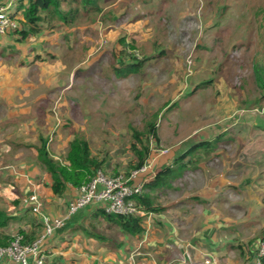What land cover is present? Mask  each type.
Masks as SVG:
<instances>
[{
	"label": "rangeland",
	"instance_id": "rangeland-1",
	"mask_svg": "<svg viewBox=\"0 0 264 264\" xmlns=\"http://www.w3.org/2000/svg\"><path fill=\"white\" fill-rule=\"evenodd\" d=\"M10 1L0 0V6ZM100 6L99 12H85L80 4L73 25L55 21L53 28L35 37L31 46L36 47L26 51L46 57L49 69L66 65L63 77H78L69 101L89 104L80 112L52 101L49 124L46 117L37 118L48 134L50 151L63 160L69 141L83 136L92 154L105 160L102 170L113 176L134 168L135 131L146 133L144 144L149 142L154 170L173 164L202 141L220 138L214 148L198 149L186 159L193 163L183 179L187 176L197 186L190 190L193 194L220 176L236 183L238 192L223 190L225 201L194 210L199 219L216 209L225 212L229 226L221 235L234 244L226 245L235 261L229 264H254L252 251L264 238V0H102ZM63 8L68 10V5ZM10 34H3L5 44L16 57L20 43H31ZM132 54L148 59L120 86L114 66L120 59L131 60ZM72 67L76 70L70 74ZM50 71L55 81V71ZM41 72L34 70V80ZM34 84L36 89L43 86ZM57 94L56 89L53 100ZM94 97L95 105L90 104ZM153 122L159 142H147L148 124ZM2 179V186L10 182ZM186 182L177 186L181 191H160L165 193L162 203L171 193L175 197L186 192ZM205 209L210 212L204 214ZM88 228L114 239L119 235L104 219L91 220Z\"/></svg>",
	"mask_w": 264,
	"mask_h": 264
},
{
	"label": "crops",
	"instance_id": "crops-1",
	"mask_svg": "<svg viewBox=\"0 0 264 264\" xmlns=\"http://www.w3.org/2000/svg\"><path fill=\"white\" fill-rule=\"evenodd\" d=\"M14 10L17 14L16 9ZM18 16L23 18L21 12ZM6 36L0 35V212H2L0 244L9 241L17 232H24L28 241L35 240L44 232V215L54 218L66 213L68 203L78 194V189L69 183L61 196L56 195L52 190V176L40 165L37 158L39 138L40 136L47 138L48 134L40 129L36 121L39 117H46L49 124L52 101H57L56 106L63 105L70 111L84 112L89 105L87 101L80 105V99L77 98H70L69 101L68 97L74 95L77 90L76 85H72L77 82L78 77L74 76L75 83L70 75L63 77L62 71L67 67L66 65L59 63L56 64L59 66L55 69L51 67L49 69L50 64L46 57L35 58L34 54L26 52L28 46L37 41L36 36L28 38L31 44L22 42L18 45L16 57L11 54L9 44H5ZM10 36L12 38L15 35L10 34ZM15 38L19 39L18 36ZM23 47L26 49L22 50ZM31 47L35 48L36 44ZM35 69L44 72L34 80L32 76L35 75ZM50 70L55 71V81L52 80L54 73ZM75 70L76 67H72L70 74ZM128 78H116L115 81H119V85L124 86ZM35 81L43 83V86L36 89ZM56 89L58 99L53 100ZM64 89H67L65 94L61 93ZM68 91L71 93L69 94ZM95 99V97L91 99L90 104L95 105ZM27 100L31 103H26ZM29 152L30 155H34L32 159H28L30 155L26 153ZM53 156L60 159L58 155L53 154ZM150 163L151 172L156 174L159 169L154 170V164ZM181 175L175 180H178L176 184L172 183L170 188L155 192L158 204L165 209L147 215L146 229L142 235L125 234L120 228L110 227L107 223L108 228L118 231V237L114 239L112 235L104 233L102 234L104 239L98 238L97 234L88 228L91 220H103V217L94 218L93 214L98 209V204L93 203L79 211L64 228L44 241L43 264H229L235 262L232 261V256H228L226 250V245L231 241L221 235V230H227L229 226L226 213L216 209L217 213L199 219V214L194 208L205 204L213 205L210 208H214V204H218L220 200L225 201L224 189L227 194L229 191L238 192V186L220 176L210 183H205L202 190L193 194L190 190L198 189L197 186L188 179L189 177L183 179L184 172ZM2 177L10 182L2 186ZM185 181H187L186 192L182 190V193H176L175 197L174 193L170 192V196L167 195L168 202L162 203L165 197L163 192L174 190L177 186H182ZM33 194L37 195L42 204L38 213L33 211L31 204L24 202L25 198ZM209 212V209H205L204 214ZM229 221L234 220L229 219ZM232 245L234 244L230 243L229 248H233ZM257 247L258 243L252 251L253 255L256 254ZM207 259L211 262L207 263ZM0 264L18 263L4 258Z\"/></svg>",
	"mask_w": 264,
	"mask_h": 264
},
{
	"label": "trees",
	"instance_id": "trees-1",
	"mask_svg": "<svg viewBox=\"0 0 264 264\" xmlns=\"http://www.w3.org/2000/svg\"><path fill=\"white\" fill-rule=\"evenodd\" d=\"M18 1V5L12 6V8L10 6V10L13 11L15 18L18 21V27L11 33L17 35L21 41H24L32 36L39 35L46 28H53L52 26L55 21H61L68 25H73L79 15L80 8L78 7L80 4L85 12H99L101 10L100 3L102 0ZM63 4L68 5V10L63 8ZM14 9H16L17 14H15ZM19 12L23 14V18L18 16ZM132 55L131 60L127 61L120 59L117 66H114L113 72L116 77H129L132 74L138 73L143 67L147 57L139 59L136 54ZM37 57L39 58V56ZM145 134L138 131L134 132V137L138 140L137 143L133 142L131 145V149L136 158L132 165L134 168H139L150 160L151 148L148 141L150 139H155L156 142H159L158 128L155 122L148 124V144H144L143 136H145ZM218 140H220V138H216L213 141H202L178 155L172 165H167L160 169L155 174L154 178L146 184L145 191L141 195L134 196L139 203V206H141V208L148 214L163 211L165 208L158 204L155 192L161 189H168L172 186L173 181H175L177 177L185 172L186 169L190 167L191 163H193V160L186 159H188L194 151L198 149H206V151H209L210 148H214V141ZM37 151V158L40 165L52 176V190L56 195L60 196L64 194L67 184L70 183L75 187H79L90 181L96 175L98 170H102L105 161L100 160L92 154L90 142L83 136H76L69 141L67 154L63 160L57 159L53 156L48 146V137L45 138L44 136H40L39 143L37 144ZM97 204L98 209L93 214L94 218L103 217L110 227H118L128 235H142V233L145 232L147 216L108 214L102 204ZM1 215L2 212H0V216ZM20 233L24 235L25 243H31L34 241H28L24 232ZM96 236L100 239L105 238L100 234H97ZM9 241L0 245H6ZM262 264H264V259L262 260Z\"/></svg>",
	"mask_w": 264,
	"mask_h": 264
},
{
	"label": "built area",
	"instance_id": "built-area-1",
	"mask_svg": "<svg viewBox=\"0 0 264 264\" xmlns=\"http://www.w3.org/2000/svg\"><path fill=\"white\" fill-rule=\"evenodd\" d=\"M17 0H11L6 5L0 6V34L13 32L18 27V21L10 6ZM148 161L139 168H133L126 173L108 175L103 170H98L96 175L88 182L77 187L78 194L69 201L67 211L62 216L50 218L44 215V232L31 243L24 242L22 233L15 234L6 245H0V262L9 258L18 264H43L45 255L43 252L44 241L53 236L59 229L66 226L68 221L79 211L93 203L103 205L108 214L142 215L147 216L139 203L134 198L145 191V186L153 178ZM155 175V174H153ZM31 204L34 212L41 211V202L37 195L33 194L24 199ZM254 264H262L264 259V239L258 243ZM210 263V259L206 260Z\"/></svg>",
	"mask_w": 264,
	"mask_h": 264
}]
</instances>
